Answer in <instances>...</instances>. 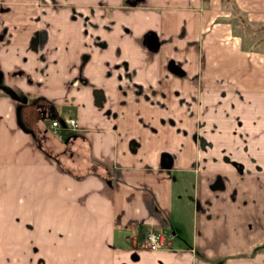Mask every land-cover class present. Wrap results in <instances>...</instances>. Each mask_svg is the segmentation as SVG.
Listing matches in <instances>:
<instances>
[{
	"label": "crops",
	"instance_id": "crops-1",
	"mask_svg": "<svg viewBox=\"0 0 264 264\" xmlns=\"http://www.w3.org/2000/svg\"><path fill=\"white\" fill-rule=\"evenodd\" d=\"M259 29L264 0H0V264H264Z\"/></svg>",
	"mask_w": 264,
	"mask_h": 264
},
{
	"label": "built area",
	"instance_id": "built-area-1",
	"mask_svg": "<svg viewBox=\"0 0 264 264\" xmlns=\"http://www.w3.org/2000/svg\"><path fill=\"white\" fill-rule=\"evenodd\" d=\"M50 129L53 133L57 134L60 133L62 127L69 126L75 127L76 126V118L71 115H63L61 118H53L49 121ZM143 244L150 248L156 249L162 247L165 244V238L157 229L153 227H148L144 229L143 232Z\"/></svg>",
	"mask_w": 264,
	"mask_h": 264
},
{
	"label": "rangeland",
	"instance_id": "rangeland-1",
	"mask_svg": "<svg viewBox=\"0 0 264 264\" xmlns=\"http://www.w3.org/2000/svg\"><path fill=\"white\" fill-rule=\"evenodd\" d=\"M225 5H224L225 8L230 11L229 14H226L225 15V17L228 18V20L226 21V23H228V26H230L231 28L234 27L236 29L237 26H239V24H238L239 23V18L241 19V17L238 16V13H233V10H231L232 9V3L227 2V3H225ZM242 20H244L243 17H242ZM257 31L258 32L255 33L256 36H257V34H261L264 30L263 29H261V30L259 29ZM217 66L220 67V64L216 65L215 68H217Z\"/></svg>",
	"mask_w": 264,
	"mask_h": 264
},
{
	"label": "trees",
	"instance_id": "trees-1",
	"mask_svg": "<svg viewBox=\"0 0 264 264\" xmlns=\"http://www.w3.org/2000/svg\"><path fill=\"white\" fill-rule=\"evenodd\" d=\"M53 118H49L48 121L52 120Z\"/></svg>",
	"mask_w": 264,
	"mask_h": 264
}]
</instances>
